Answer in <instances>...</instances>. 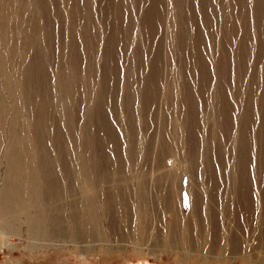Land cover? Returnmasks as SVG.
<instances>
[{
	"label": "rangeland",
	"instance_id": "1",
	"mask_svg": "<svg viewBox=\"0 0 264 264\" xmlns=\"http://www.w3.org/2000/svg\"><path fill=\"white\" fill-rule=\"evenodd\" d=\"M0 208V264H264V0H0Z\"/></svg>",
	"mask_w": 264,
	"mask_h": 264
},
{
	"label": "bare ground",
	"instance_id": "2",
	"mask_svg": "<svg viewBox=\"0 0 264 264\" xmlns=\"http://www.w3.org/2000/svg\"><path fill=\"white\" fill-rule=\"evenodd\" d=\"M35 186V185H34ZM36 188V187H35ZM8 189V188H7ZM11 191H7V190H4L2 193H1V195H2V199H8V198H10L11 197V195L12 194H9ZM28 194V193H27ZM36 194V193H35ZM35 194H32L31 192H30V195H32V196H35V197H38V196H36ZM39 195V194H38ZM10 196V197H9ZM31 198H33V197H31ZM31 198H29V199H31ZM18 200H16V202H17ZM2 202H4V201H2ZM9 202V201H8ZM7 202V203H8ZM16 202H12L11 204H13V203H16ZM5 203V202H4ZM23 205V204H22ZM26 207V206H25ZM24 207V208H25ZM29 208H30V206H29ZM20 209V208H19ZM26 209V208H25ZM7 211V208H0V212L2 213V212H6ZM20 212V211H19ZM27 212H28V210H27ZM43 214V213H42ZM2 215V214H1ZM22 215V214H21ZM33 215V214H32ZM38 215V214H37ZM19 216V215H18ZM35 219H39L38 217H35ZM45 219L44 218H41V221H44ZM76 220L75 219H73V221H72V223L74 224V225H78L79 223L78 222H75ZM173 221V220H172ZM29 222V221H28ZM31 222H33V223H31L30 225L29 224H27V233H28V236H31V235H34V234H36L35 233V229L34 228H36V226H35V223H38L39 224V222H40V219L39 220H36V221H31ZM90 223V222H89ZM173 224H175V223H173ZM41 225L43 226V227H45V225H43L42 223H41ZM88 225V224H87ZM171 225V224H170ZM49 226V225H48ZM85 226H86V224H85ZM38 227V226H37ZM77 227H79V226H77ZM76 227V228H77ZM81 227V226H80ZM112 227V226H111ZM46 228V227H45ZM74 229H76L75 228V226L73 227ZM48 229V228H47ZM169 229V233H170V235L172 234L171 232H172V229H170V228H168ZM77 231V230H76ZM140 231V230H139ZM50 231H49V229L48 230H46L45 231V233H49ZM138 232V231H137ZM96 234V233H95ZM92 235H94L93 233H92ZM142 237V236H141ZM171 237V236H170ZM97 238V237H96ZM212 240V239H211ZM207 242V241H206ZM135 243V242H134ZM137 243V242H136ZM107 244V243H106ZM174 245V244H173ZM96 246H97V244H96ZM101 246H102V244H101ZM106 246V245H105ZM142 246V245H141ZM99 248H101L102 250L100 251L101 253H105V254H107L108 252L109 253H111L110 251V249L109 248H107V247H104V246H102V247H99ZM132 252L134 253V254H138V255H141V254H143V251H142V249L141 248H138L137 246H135V245H133L132 246ZM206 248H208V246L206 247ZM78 249H80V251H81V253L83 254V253H85L86 252V249L85 250H83L82 251V249L83 248H79L78 247ZM145 249V248H144ZM143 249V250H144ZM148 249V251H150V256H153V254L154 253H157L158 251V249H161V247H159V246H151L150 248H147ZM156 249V250H155ZM163 250H165V251H168V252H172L173 254H174V252L175 253H178V257H176V259L175 260H177V261H184V262H188V261H190L191 260V258L190 257H193V259L192 260H199V259H201V261H203L206 257L205 256H199L197 253H193V254H191V255H188V256H186L185 254H182V253H179L180 251H177L178 249L176 248V247H173V246H165V247H163L162 248ZM191 249H194V248H191ZM219 249H221V248H219ZM231 249H232V251H234V249H237L236 247H231ZM116 251H118V250H116ZM139 252V253H138ZM185 252V251H184ZM220 252V251H219ZM87 253V252H86ZM85 253V254H86ZM208 253V252H207ZM206 253V254H207ZM222 253V255L224 254L223 252H221ZM234 255L236 254L237 255V251L235 250L234 252ZM226 254V253H225ZM104 255V254H103ZM144 255V254H143ZM155 255V254H154ZM212 255V254H211ZM196 256H198V258L196 257ZM208 256H209V254H208ZM175 257V256H174ZM200 257V258H199ZM224 256H220V257H216L217 258V260H219V261H223V259H225V258H223ZM237 257V256H236ZM210 259H212L211 257H209ZM209 258H208V262H209ZM203 259V260H202ZM214 259H215V257H214ZM191 260V261H192ZM217 260H215V261H217ZM205 261V260H204ZM203 261V262H204ZM210 261H212V260H210ZM214 261V262H215ZM244 261L247 263V262H251V261H249L248 260V258H246V259H244Z\"/></svg>",
	"mask_w": 264,
	"mask_h": 264
}]
</instances>
